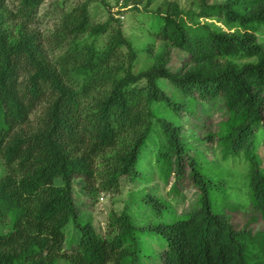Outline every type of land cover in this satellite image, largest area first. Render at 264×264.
Returning a JSON list of instances; mask_svg holds the SVG:
<instances>
[{"label":"trees","instance_id":"16d2710c","mask_svg":"<svg viewBox=\"0 0 264 264\" xmlns=\"http://www.w3.org/2000/svg\"><path fill=\"white\" fill-rule=\"evenodd\" d=\"M46 1L0 0V264H264V229L252 227L264 226V0H165L155 10L137 0L132 11L152 18L143 48L124 32L125 1L98 24L85 2L44 35L33 26ZM174 51L184 56L176 70ZM216 107L225 118L213 131ZM240 157L247 207L231 196ZM122 178L145 183L137 209L112 211L101 235L81 220L74 182L93 194ZM156 179L167 196L146 189ZM190 190L184 217L172 202Z\"/></svg>","mask_w":264,"mask_h":264},{"label":"rangeland","instance_id":"374dc122","mask_svg":"<svg viewBox=\"0 0 264 264\" xmlns=\"http://www.w3.org/2000/svg\"><path fill=\"white\" fill-rule=\"evenodd\" d=\"M125 1V6L120 7V2ZM137 0H47L42 6L39 11V15L36 19V24H34V28L38 29L44 35H48L51 31L60 28L62 25L64 26V22L68 21L71 13L74 11H78L79 8L85 3H89V11H90V20L92 24L104 23L109 19L110 12L108 6L113 7V13L118 11V8L121 9L124 13V17L121 18L122 25L124 26V32L129 40L135 44L138 48L142 46L141 41L143 40V26L148 27L151 23L152 18L148 15L143 13H137L132 11L136 4ZM165 0H154L151 6L152 10H155L158 6H160ZM183 8H189L191 5L192 0H178ZM224 0H209L210 3H220ZM146 4V0L140 5V9ZM117 14V13H116ZM216 28H221L225 30H236V28L230 29L226 27L221 21H214L213 22ZM146 30V28L144 29ZM145 40L144 43H148V39H150L148 31L145 32ZM259 41L264 45V32L259 34ZM102 44V43H101ZM135 47V48H136ZM59 53V52H57ZM52 56V54H51ZM143 52L140 54V58L136 64V70L140 71L143 68ZM184 59L183 54L178 53V51H174L173 58L170 63V67L174 70L178 69L181 65L182 60ZM251 61L250 59H236V62L243 64L245 62ZM161 87L167 85L165 80L160 81ZM169 90V88H167ZM154 109L157 111L159 115H162V108L155 104ZM212 114V118L207 119V125H212L211 130L217 131L219 129L220 123L225 118V114L223 113L224 110L220 108H213L210 110ZM216 139L213 142L207 144V146L212 147L215 151H213V158L218 160V151L216 148ZM259 156L261 159L262 167L264 168V140H260L259 148H258ZM212 154V153H211ZM235 160L233 163L230 164L231 170L234 173V177L230 179L232 186L236 189L231 194L232 199L235 203L240 204L244 207L251 205V197H250V180L248 177V169L246 163L243 161L245 160L243 157L240 158H232ZM2 163L1 156H0V164ZM248 164V163H247ZM152 169V167H151ZM2 172L0 168V173ZM143 179L150 175V171L147 167H142ZM149 178L147 177L146 180ZM159 180V179H158ZM157 179L154 180L152 183H146V189L148 186L152 184H158V196H167L168 189L165 188L164 185L160 184ZM76 187L75 189V200L78 207V210L81 215V220L84 222H91L94 227L96 228L97 232L101 235H105L109 231L108 227V220L109 215L114 210H122L124 207H129L131 210L135 211L137 206H135L131 202L133 200H137L136 194L137 189L140 186V191L143 190V186L145 183L143 182H136L133 183L127 178L121 179V185L117 190H110L106 192H102L100 189L93 194H89L86 190H82L86 186L83 180H76L74 182ZM172 199L173 196L168 197ZM196 195L194 192L188 191L185 193L184 197L179 201L172 202V206L175 209V212L179 215L186 214L184 217H188L190 214V210L194 207L196 203ZM190 211V212H189ZM145 214L144 219L138 218V223H146L149 219L146 215V212L143 211ZM139 217L142 215L139 213ZM153 221L157 220L152 218ZM245 220V216L239 214L237 215L235 222L237 224H242ZM263 224L260 225H253L254 229L263 228ZM67 234L69 238H77L78 234L74 228H68ZM77 241V240H76ZM76 244V243H75ZM75 247V246H74ZM157 257V256H156ZM159 257V256H158ZM156 258L158 262H160L159 258Z\"/></svg>","mask_w":264,"mask_h":264}]
</instances>
